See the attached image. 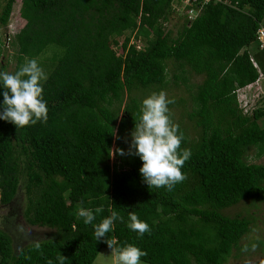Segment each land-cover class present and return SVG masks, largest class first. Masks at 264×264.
I'll list each match as a JSON object with an SVG mask.
<instances>
[{"label": "trees", "instance_id": "trees-1", "mask_svg": "<svg viewBox=\"0 0 264 264\" xmlns=\"http://www.w3.org/2000/svg\"><path fill=\"white\" fill-rule=\"evenodd\" d=\"M173 2L4 1L0 25L15 6L23 22L12 40L17 58L50 50L43 61L51 70L42 82L46 122L17 128L0 119V206L10 209L23 189V221L49 233L39 240L41 254L36 241L14 249L0 228V264H59L61 254L64 264H92L101 249L111 250L105 239L146 251V264H224L238 251L250 222L222 210L264 201V164L245 156L251 147L264 154V107L244 112L237 96L264 76V48L256 38L264 31V0L210 2L190 21L176 17L181 23L174 30L166 28ZM137 41L143 48H135ZM169 62L179 72L172 83L189 100L188 108L182 98L169 107H179L172 119L185 137L181 149L191 151L181 169L187 179L171 191L143 182L139 156L117 153L110 162L111 147L123 149L143 100L167 89ZM192 76L199 80L188 83ZM3 92L0 85V112ZM101 206L92 224L77 215L80 207ZM110 208L123 219L97 240L94 225ZM129 212L149 224L150 234L141 238L127 227Z\"/></svg>", "mask_w": 264, "mask_h": 264}, {"label": "clouds", "instance_id": "clouds-1", "mask_svg": "<svg viewBox=\"0 0 264 264\" xmlns=\"http://www.w3.org/2000/svg\"><path fill=\"white\" fill-rule=\"evenodd\" d=\"M259 76L257 84L263 77ZM47 79L44 69L36 58H26V62L14 73L0 71V85L4 88L3 111L0 112V119L15 124L17 128L35 125L41 120L46 122L48 108L43 96L42 82ZM174 103L175 100L169 99L164 90L152 92L143 100L141 114L131 133V145L127 154L139 156L142 160L143 166L139 171L144 178L143 182L149 188L167 187L171 191L176 184L187 179L181 169L190 159L191 151L181 149L185 137L179 125L172 119L169 105ZM110 152L113 156L117 153L121 156L126 154L123 149H115V151L110 149ZM103 211V206L95 208L94 211L80 207L77 215L88 225L96 219V214ZM109 211L110 216L94 225V235L97 240L105 239L106 234L114 230L115 222L123 219L111 208ZM128 217L127 227L130 230L138 233L141 238L145 233L150 234L149 224L142 221L135 212H129ZM105 242L111 249L112 264H141V257L147 256L146 251L133 244H125L121 247L116 246L114 239H105ZM34 246L43 254L39 241L34 242ZM57 260L59 264H64L67 258L61 254ZM47 264L53 262L49 260Z\"/></svg>", "mask_w": 264, "mask_h": 264}, {"label": "rangeland", "instance_id": "rangeland-1", "mask_svg": "<svg viewBox=\"0 0 264 264\" xmlns=\"http://www.w3.org/2000/svg\"><path fill=\"white\" fill-rule=\"evenodd\" d=\"M5 0H0V10ZM174 19L172 21H168L166 28L176 29L181 21L176 18V15H173ZM23 24V22L19 19L17 14V6L13 7L7 24L5 26L0 25V71H7L14 73L17 71L25 62L26 58L18 59L16 47L13 46L12 40L14 35L18 32L19 27ZM122 38H120L121 40ZM49 47L54 48L56 54H59L61 51L60 48L55 47L54 45H49ZM53 51V52H54ZM44 53V54H43ZM40 54V56L36 57L39 65L44 69L46 75L50 72V65H47L43 59L44 56L51 55L50 50H46ZM54 55L47 58L49 64H52L54 61ZM168 64V73H167V89L164 90L167 93L169 99H184L182 106H189V100L187 94L181 85H174L172 83V75H177L178 70L172 72L173 63ZM50 69V70H49ZM188 83L197 82L199 77L192 76L188 77ZM137 96L141 94L139 92L136 93ZM146 95L145 93L143 94ZM237 96L239 98V106L246 110L248 107L254 108H262L264 107V76L260 79L258 88L257 85L249 86L248 88H244L241 91L237 92ZM172 113L173 118L177 119V113L179 107L173 108L169 107ZM176 121V120H175ZM185 122V120L183 121ZM264 122V120H263ZM186 127H189L187 122L184 123ZM134 130V129H133ZM128 131L124 133L122 138L123 149L127 155L131 145V133L132 131ZM189 136L193 135V131L188 128L187 131ZM113 147H111V150ZM257 150L254 147H251L247 150L246 162L252 164H264V154L256 156ZM113 160V155L110 156V162ZM24 193L23 189L18 191L17 197L15 201L12 203L10 209L7 207L0 206V228L5 230L10 239H12L13 248L17 249L20 246H23L27 243L39 241L48 237L49 231L45 228L31 227L23 221L21 217V210L23 209L24 202ZM12 211L9 214L8 211ZM223 214H226L230 217L239 215L241 217H245L249 220V232L245 234L238 244V251H233L232 255L227 259L224 264H252L257 260L264 258V201H249L244 200L237 203L234 206H231L227 209L222 210ZM14 218V222L19 225V229L16 231L12 228L10 229L7 225L3 224V220L6 217ZM5 225V226H4ZM242 247V248H241ZM247 249V250H245ZM92 264H112L111 258V250L101 249L95 260ZM141 264H146L141 262Z\"/></svg>", "mask_w": 264, "mask_h": 264}, {"label": "built area", "instance_id": "built-area-1", "mask_svg": "<svg viewBox=\"0 0 264 264\" xmlns=\"http://www.w3.org/2000/svg\"><path fill=\"white\" fill-rule=\"evenodd\" d=\"M225 3L226 0H175L173 2L172 7L174 10L173 15L179 16L181 18V21L183 19H186L188 21L192 20L196 15L197 12L207 3ZM188 7L187 10H185V7ZM132 37V33L130 34V38ZM257 40L259 41L260 48H264V31L259 28L257 30ZM133 42V41H132ZM131 43V42H130ZM135 43V48L140 49L142 47V44L137 41ZM253 65L256 67V65L253 63ZM253 85H257V82H255ZM253 109V107H248L244 112H250V110Z\"/></svg>", "mask_w": 264, "mask_h": 264}, {"label": "flooded vegetation", "instance_id": "flooded-vegetation-1", "mask_svg": "<svg viewBox=\"0 0 264 264\" xmlns=\"http://www.w3.org/2000/svg\"><path fill=\"white\" fill-rule=\"evenodd\" d=\"M14 218H11L10 216L9 217H6V218H4V221L6 222V225L10 228V229H14L15 231L17 230V229H19V225L18 224H16L15 222H14Z\"/></svg>", "mask_w": 264, "mask_h": 264}]
</instances>
